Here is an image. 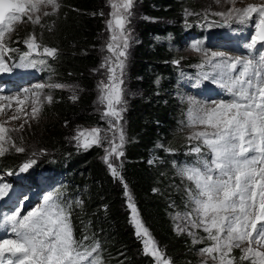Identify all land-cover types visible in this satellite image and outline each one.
Listing matches in <instances>:
<instances>
[{"label":"trees","instance_id":"16d2710c","mask_svg":"<svg viewBox=\"0 0 264 264\" xmlns=\"http://www.w3.org/2000/svg\"><path fill=\"white\" fill-rule=\"evenodd\" d=\"M62 3L54 16H47L37 26L25 24L13 36L17 41L14 49L19 53L27 51L24 41L33 33L42 46L56 49L57 55L48 60L51 67L47 68L48 75L64 85L77 84L83 91L76 100L69 99L63 91L55 92L45 111L50 118L40 131L43 138L33 149V153L47 157L35 161L31 166L33 174L38 169L65 173L68 190L64 203L71 206L74 236L77 240L88 236L87 243L98 241L104 264H157L155 257L145 253L142 239L136 234L127 191L131 192L132 202L151 237L157 240L163 258L171 264H197L190 238L176 233L172 218L174 210H183L186 204L175 172L193 157L191 148L196 144L181 130L187 123L188 108L173 98L172 91L180 82L178 72L192 70V65L198 63L194 59H177L173 51L183 46L189 31L202 35L203 20L185 19L190 11L199 15L195 10L198 1L149 0L146 6L149 16L165 18L174 24L142 27V43L132 61V84L144 94L130 100L125 116L127 130L118 168L120 177L110 173L104 162L105 144L80 150L71 142L75 128L101 125L94 111L93 71L101 63L98 46L103 28L102 2L62 0ZM153 35L160 38L158 44L152 43ZM169 42L173 47L170 48ZM137 77L142 80L136 81ZM28 156L0 160V171L18 173L25 163L33 160ZM183 185L185 189L187 186ZM241 254L236 250L232 255L238 264H248L247 260L239 261Z\"/></svg>","mask_w":264,"mask_h":264},{"label":"snow or ice","instance_id":"6c2138e0","mask_svg":"<svg viewBox=\"0 0 264 264\" xmlns=\"http://www.w3.org/2000/svg\"><path fill=\"white\" fill-rule=\"evenodd\" d=\"M133 2L121 0L120 4L112 5L114 11L108 22L111 36L106 47L111 55L105 57L102 65L107 69L108 82H101L99 86V102L106 106L104 115L113 120L110 126L113 136H102V130L97 128L80 131L74 137L85 149L93 145L102 146L106 142L109 145L106 161L109 157L124 155L125 138L118 122L125 110L122 85L131 39L128 25L131 23ZM229 2L234 4L235 0ZM49 7L57 10L60 5L57 0H0V72L12 71L4 55L15 51L5 43L6 35L14 31V24L24 17L27 22L39 24L40 16L35 14L47 16L50 13L45 9ZM234 13L241 22L252 19L254 13L258 14L256 34L249 47L258 42L264 47V6L231 8L228 12H216L215 15L227 19ZM24 43L28 51L21 57L25 63L18 67H35L37 61L32 56L41 54V50L48 57L57 55L56 49L42 46L34 33ZM192 47L201 50L198 43ZM205 57V63L214 69V74H205L203 79L216 83L232 98L210 104L191 100L187 126L192 131L188 139L197 142L191 148L196 160L194 164L178 169L179 174L193 185L187 190L190 211L184 214L183 219L187 225L206 234L211 243L201 248L200 252L206 254L213 264H238L237 258L231 255L234 248L241 249L240 262L247 260L249 264H264V52L259 53L258 59L228 58L225 53H212L210 56L205 53ZM39 63L45 61L41 59ZM35 87L42 90L65 86L54 83ZM32 96L31 118L35 119L42 107L41 92L35 91ZM3 99H15L16 104L23 105L28 98L21 100L19 96H0V100ZM45 99L51 103L53 97L48 94ZM3 112L4 108L0 107V113ZM19 118L12 116L9 119ZM7 122H0V156L5 154V144L17 152L25 151L17 146L11 136L16 129L6 127ZM33 164L35 160L25 163L21 171H26ZM109 167L112 174L119 177L117 168L111 163ZM10 191L9 185L0 184V199L8 197ZM59 197V191L48 193L43 196L40 206L22 215L23 203L28 199L24 196L10 214L0 215V231L14 236L0 239V264H104L98 241L87 243L88 236L80 240L75 238L70 222L71 206L61 202ZM128 207L145 253L154 256L159 264H170L163 258L140 219L130 196ZM179 230L185 231L186 228Z\"/></svg>","mask_w":264,"mask_h":264},{"label":"rangeland","instance_id":"374dc122","mask_svg":"<svg viewBox=\"0 0 264 264\" xmlns=\"http://www.w3.org/2000/svg\"><path fill=\"white\" fill-rule=\"evenodd\" d=\"M198 1L199 5H197L198 9V14H194V11H190L187 16L185 17V19L187 20H191L193 18L196 19H201L203 20V22L205 24H208V26L213 28V34L216 33V38L220 35V33H222V37L221 39L219 38L218 40L215 41V43H220V48H218V45H215L213 47V42L214 40L211 39V41L208 42V44L206 46H200L201 50L197 51L195 50L192 46L193 44H189L186 45L183 43V46H181L179 49L176 48V50L173 51L176 52V56L177 59L178 58H182L185 61H189V60H196L198 63L197 64H193L192 68L193 69H199L200 71L193 75L190 72H188L187 74H185L183 76V84H178L177 87L174 88V91H172V95L173 98H175L179 104L184 103L183 105H185L188 109L189 107H191V100H195L198 102H203V103H211L212 101H220L221 99V95H220V91H216V96L212 99V100H207L205 97V93H203L202 91H199L198 88L200 86V83L204 82L205 84H210L213 85L215 87V90H220L221 88L214 82H212L211 80H205L203 79V77L205 76L206 73H203L204 71H211L214 72V69L205 63L206 57H205V53H208L209 56L212 53H225L227 55H233V52L228 51L226 52V48L230 47V44L228 43L227 40H225L226 36L224 33V25L226 24H232V25H237V26H243L240 20H238L235 16V13L228 17L227 19H225L224 17L215 15L216 12H228L229 9L231 8H236V9H244L247 6L250 5H255V6H264V0H235V3H230L229 0H219V3L217 2V0H196ZM102 2V6H101V18L103 19V23H102V33L100 35L99 38V46H98V53H99V57L101 59V63L99 64V67L93 71V73L95 74L96 77V99H95V105H94V111L95 113L98 115V117L100 118L101 121V125L98 127H79V128H75V130H73V134L71 137V142L74 146H76L78 149L80 150H89L90 148H92L93 146H101V145H93L87 149L83 148L80 146V142L77 141L76 139H74V137H76L78 135V133L80 131H87V130H91V129H101V135H107L108 137H112L113 136V130H110V126L113 123V120L111 117L105 116L104 112L106 110V106L104 104H101L99 102V97L101 94V90H100V85L101 82L107 83L108 82V72L107 69L105 67H102V65L104 64L105 61V57L111 55V53L108 52L107 50V43L110 39L111 36V32L109 30L108 27V22L110 19H112L111 13L114 11L112 5H116V4H120L121 0H101ZM57 3L60 5V7L57 10H53L50 7L45 9L46 11H48L50 14L47 16H54L57 12H59V9L62 6V0H57ZM149 3V0H134L133 2V7L131 9L132 11V15H131V23L128 25V28H130L131 30V39L129 41V48L127 50V60H126V66L124 69V83L122 85L124 94H123V100L125 101L124 103V111L122 112V120H120L118 122L119 127H122L123 129V133H124V138L126 139V130H127V122L125 121V116L127 114V111L129 109V104L131 103V99L135 98V97H139L142 96L144 94V92L138 88V90H136V88L133 87L132 81L134 80L133 77V65H132V61L134 58V54L136 49L141 45L142 43V27L145 26L146 24H148L150 27L151 26H172L173 21L168 20V19H157V18H153L152 16H149L148 14H146V6ZM35 15H39L40 16V22H42V20H44L47 16H44L42 13H37ZM35 18V17H34ZM259 17L258 14H253L252 16V21H258ZM187 20V21H188ZM250 20L245 21L247 24H249ZM241 22V23H240ZM31 24V26H37L39 24H33L31 22H27V18L24 17L22 18V21H18L14 24V31L8 35H6L5 37V43L7 44L8 48L14 49L15 43L17 41H15V39H13V36H15L20 28L22 26H24L25 24ZM160 38L157 37L156 35H153V37L151 38L152 43L154 44H158L159 43ZM222 43H221V42ZM170 45V48L173 47L171 42L168 43ZM25 49H27V45L25 44ZM9 54H13V55H18L19 52L17 50L9 52ZM226 55V57H228ZM36 56V57H35ZM34 59L37 60V62L39 63V61L41 59H43L45 61V63H43V66L45 67V69H47L49 67V70L51 69L50 67V63H49V59H52L54 57H48L44 54H42V50H41V54H33L32 56ZM217 61H214V63ZM176 66L179 67V63L176 62ZM206 68V69H204ZM211 75V74H210ZM138 80H142L140 77L136 78V81ZM159 81V78L157 79V82ZM54 83H58V81H56V79H54L52 77V75H48L46 77V79H43V77L38 78L36 80H27L25 82V86H24V90L23 91H19L16 93H12V94H5L0 92V96L2 97H17L19 96V98L21 100H25V97H27L28 99L25 100L23 105H18L15 102V99L13 100H7V99H3L0 100V107L4 108V112L0 113V122H4V121H8L5 126L10 128V129H16V131H13L11 133V136L13 137V139L15 140L17 146L23 147L25 149L24 152H17L15 151L14 148H11L9 145L5 144V154L3 156H0V160H16L19 156L21 155H29L28 159H33V160H37V161H41L44 157H47V155H39L37 153H33V149L36 147V144L38 142H40V140L43 138L42 134L40 136V131L41 129H45V122L50 118H47V115L45 114V111L47 110V107H49V105L51 103H48L45 99L46 95L51 94L52 97L54 98V94L56 91L60 90L66 93L67 96H69V99L71 100H76L79 95L83 92L82 89L77 85V84H72V85H64L65 87L63 88H45L42 90H37L36 89V85L39 84H54ZM61 84V83H59ZM27 90V91H25ZM35 91H40L41 92V100H42V107H41V111L39 113V115L37 116V118L32 119L31 118V107L32 105V99H33V92ZM75 97V98H74ZM53 101V100H52ZM20 108H23L24 111L20 112ZM12 116H19V119H15V120H10L9 118ZM25 121H27V123H25ZM24 125L23 128H21V125ZM181 130H184V134L189 136L192 129L189 128L187 126V123L185 124L184 127H182ZM23 134L24 139H21V135ZM118 135V134H117ZM40 136V137H39ZM22 140V141H21ZM21 141V142H20ZM119 141L117 140L116 143H118ZM193 143H197L196 141H192ZM24 143V144H23ZM106 145V149L109 147V145L105 142L104 143ZM125 145V142H124ZM124 145H123V149H124ZM103 146V145H102ZM124 152V150H123ZM21 154V155H18ZM107 155V153H106ZM120 160L121 157H109V159L106 161V159L104 160L105 164L109 167V163H111L114 167L119 168V164H120ZM151 164H153V161H150ZM185 164H183L181 167H183ZM110 169V167H109ZM179 169V168H178ZM6 170V169H5ZM7 171V170H6ZM6 171H0V184H7L10 186L11 191L9 192V196L8 197H4L2 199H0V209L4 206L7 208H13V210L18 206L20 200L24 197L27 196L28 199L26 201H24L23 203V208L21 210V214H26L27 211L32 210L35 207H38L42 204L43 202V196L45 195L44 193H36L34 194L32 191H30L29 188L23 186L22 184H18V183H14L12 178L7 175ZM110 173H112L111 169H110ZM119 173V171H118ZM176 179L181 181L179 182L178 185V189H183V196L185 198L186 204H183V210L181 209H173L175 212L172 216L174 222H175V227H176V233L179 235H185L188 236L192 242V245L194 246L195 252L197 253L196 258H197V264H204L205 261H207V264H213V261L207 257L206 254H201L200 249L208 246L211 242L208 241L206 239V234L201 230V229H196V228H192L190 225H187V222L183 219V216L186 212L190 211V204H189V200H188V193L187 190L190 187H193L192 183L190 181H188L187 179H185L184 177H182L179 174V171L176 169ZM119 177H120V173H119ZM23 182L30 185V184H36V179L32 176H28L26 178H23ZM186 184L187 187H185L184 189V185L183 183ZM66 190H68L67 188H65V192ZM129 196L131 197V202L134 201V198L131 194L130 191H127L126 194V198L127 201L129 202ZM134 203V202H132ZM135 204V203H134ZM179 214V215H178ZM140 217V215H139ZM71 222V221H70ZM186 228L185 231H180L179 228ZM71 226L72 222H71ZM74 230V229H73ZM189 232H191L192 234L190 235ZM74 234V232H73ZM154 239V238H153ZM154 241L157 243V240L154 239ZM243 247V246H242ZM236 250H240L241 249H237L234 248L231 255L236 252ZM152 256V255H151ZM233 256V255H232ZM154 257V256H152ZM155 261L156 258H155ZM157 264H159V261H157ZM171 264V263H170ZM249 264V263H248Z\"/></svg>","mask_w":264,"mask_h":264},{"label":"bare ground","instance_id":"6f19581e","mask_svg":"<svg viewBox=\"0 0 264 264\" xmlns=\"http://www.w3.org/2000/svg\"><path fill=\"white\" fill-rule=\"evenodd\" d=\"M13 93H14V92H13ZM3 207H4V206H3ZM5 213H6V212H5ZM8 213L10 214L11 212H8ZM12 237H14L13 234H12ZM6 256H7V254H6Z\"/></svg>","mask_w":264,"mask_h":264}]
</instances>
